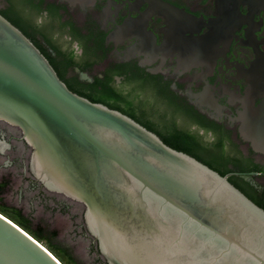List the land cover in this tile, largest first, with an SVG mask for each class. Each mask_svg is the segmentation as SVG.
<instances>
[{"label": "flooded vegetation", "instance_id": "1", "mask_svg": "<svg viewBox=\"0 0 264 264\" xmlns=\"http://www.w3.org/2000/svg\"><path fill=\"white\" fill-rule=\"evenodd\" d=\"M0 14L72 92L197 149L264 210V0H0ZM31 155L0 121V198L16 176L51 193Z\"/></svg>", "mask_w": 264, "mask_h": 264}, {"label": "water", "instance_id": "2", "mask_svg": "<svg viewBox=\"0 0 264 264\" xmlns=\"http://www.w3.org/2000/svg\"><path fill=\"white\" fill-rule=\"evenodd\" d=\"M0 121L49 192L84 206L107 264H264V210L228 179L72 92L0 14ZM0 264H61L0 214Z\"/></svg>", "mask_w": 264, "mask_h": 264}, {"label": "rangeland", "instance_id": "3", "mask_svg": "<svg viewBox=\"0 0 264 264\" xmlns=\"http://www.w3.org/2000/svg\"><path fill=\"white\" fill-rule=\"evenodd\" d=\"M26 185L16 176L1 197L3 203L20 210L34 229L41 230L53 246L65 250L76 264H107L88 233L82 207L68 206L62 196L41 195Z\"/></svg>", "mask_w": 264, "mask_h": 264}, {"label": "trees", "instance_id": "4", "mask_svg": "<svg viewBox=\"0 0 264 264\" xmlns=\"http://www.w3.org/2000/svg\"><path fill=\"white\" fill-rule=\"evenodd\" d=\"M93 102L96 103L95 101ZM165 144L179 152H183L188 155L191 154L196 157V160L200 161L198 157V153H196L197 149L195 150L188 149L186 148V146H184V144L171 145L167 142H165ZM209 165L212 167L211 169L214 170L213 165L211 164ZM220 175L223 176L224 174H220ZM0 214L5 218L9 219L11 222H13L23 231H25L29 236H31L35 241H37L44 248H46L61 264H76L73 258L65 250L53 246L50 240L45 235H43V232L41 230L34 229L31 223L27 220V218L23 216L20 210L16 208L8 207L3 203L1 198H0Z\"/></svg>", "mask_w": 264, "mask_h": 264}]
</instances>
